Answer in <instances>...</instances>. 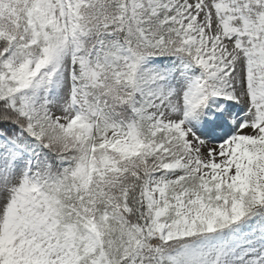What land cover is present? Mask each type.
I'll return each mask as SVG.
<instances>
[{
  "label": "snow or ice",
  "instance_id": "6c2138e0",
  "mask_svg": "<svg viewBox=\"0 0 264 264\" xmlns=\"http://www.w3.org/2000/svg\"><path fill=\"white\" fill-rule=\"evenodd\" d=\"M0 264H264V0H0Z\"/></svg>",
  "mask_w": 264,
  "mask_h": 264
}]
</instances>
